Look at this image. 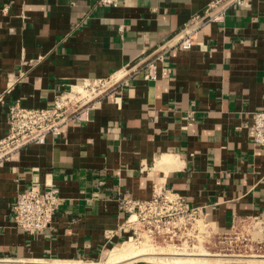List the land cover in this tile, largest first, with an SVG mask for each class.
Returning <instances> with one entry per match:
<instances>
[{
  "label": "crops",
  "instance_id": "1",
  "mask_svg": "<svg viewBox=\"0 0 264 264\" xmlns=\"http://www.w3.org/2000/svg\"><path fill=\"white\" fill-rule=\"evenodd\" d=\"M212 1L0 0V138L15 100L43 107L83 79L119 75L87 119L0 161V264H104L130 235L117 198L150 199L158 183L220 232L264 217V145L248 135L264 109V0L204 24L184 49L185 27ZM32 185L62 198L41 233L12 218Z\"/></svg>",
  "mask_w": 264,
  "mask_h": 264
},
{
  "label": "built area",
  "instance_id": "2",
  "mask_svg": "<svg viewBox=\"0 0 264 264\" xmlns=\"http://www.w3.org/2000/svg\"><path fill=\"white\" fill-rule=\"evenodd\" d=\"M247 1H212L203 14L194 17L192 25L185 27V34L180 42L181 47L190 49L194 44V34L200 27L209 22H223L229 9L244 7ZM96 3L116 7L119 5V0H97ZM81 24L82 21L75 28ZM120 30H123V25L120 26ZM159 58L161 55L146 62L147 79H157L156 61ZM118 76L83 79L57 94L51 103L43 107H26L20 100H15L8 106V133L0 138V161L9 158L26 145L44 144L49 135H60L71 120L87 119L90 109L96 106L104 92L117 84ZM8 92L7 90L0 93V103L4 101ZM252 118L253 122L248 129V135L254 143L264 145V109L254 112ZM61 199L59 189L54 185L45 189L32 185L17 195L12 206L15 226L29 233L44 232L52 227ZM117 200L119 209L125 213V222L122 227L130 232L128 240L133 239V234L136 232L134 225L137 221L148 225V236L156 233L162 235L166 232L163 230L168 229L173 237L177 235L174 228L185 215H193L197 221L203 220L200 209L190 207L184 195L173 192L160 183L155 185L150 199H138L130 194H123Z\"/></svg>",
  "mask_w": 264,
  "mask_h": 264
},
{
  "label": "rangeland",
  "instance_id": "3",
  "mask_svg": "<svg viewBox=\"0 0 264 264\" xmlns=\"http://www.w3.org/2000/svg\"><path fill=\"white\" fill-rule=\"evenodd\" d=\"M134 226L136 232L133 239L125 241L113 252L134 248L143 249L146 255L141 258L124 259L122 264H130L136 260L176 264L165 259H155L158 256L167 257L171 255L170 252H182L187 254L186 256L194 257L195 261L192 264H227L238 260L250 264H264V217L242 220L228 231L220 232L204 219L197 221L193 215L188 214L174 228L177 235L173 237L168 229H164L166 232L162 235L156 233L148 236V225L141 221H137ZM104 261L105 259L102 262Z\"/></svg>",
  "mask_w": 264,
  "mask_h": 264
},
{
  "label": "bare ground",
  "instance_id": "4",
  "mask_svg": "<svg viewBox=\"0 0 264 264\" xmlns=\"http://www.w3.org/2000/svg\"><path fill=\"white\" fill-rule=\"evenodd\" d=\"M145 249L147 250V248H145ZM169 254H171V255H167V257L158 256L155 259H158V260L165 259V260H168V261L176 263V264H192L195 261L194 257L186 256L187 254H184L182 252H179V253L178 252H170ZM144 255H146V254L143 251V249L142 250L141 249L135 250L134 248H125L122 250L120 249L117 252L111 253L108 261H106V264H122V261H124V259H132V258H139V257L141 258ZM189 255H191V254H189ZM168 256H170V257H168ZM147 258H149V257H147Z\"/></svg>",
  "mask_w": 264,
  "mask_h": 264
}]
</instances>
